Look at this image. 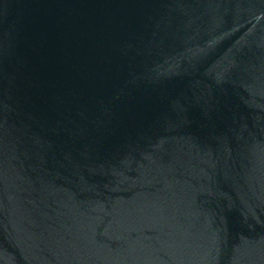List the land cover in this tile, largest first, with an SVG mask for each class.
I'll return each instance as SVG.
<instances>
[{
    "label": "water",
    "instance_id": "1",
    "mask_svg": "<svg viewBox=\"0 0 264 264\" xmlns=\"http://www.w3.org/2000/svg\"><path fill=\"white\" fill-rule=\"evenodd\" d=\"M0 264H264V0H0Z\"/></svg>",
    "mask_w": 264,
    "mask_h": 264
}]
</instances>
